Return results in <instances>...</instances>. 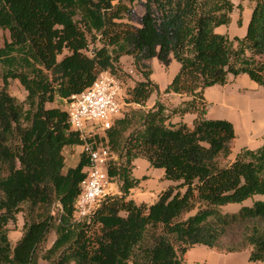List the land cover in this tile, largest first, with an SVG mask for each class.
I'll use <instances>...</instances> for the list:
<instances>
[{
    "label": "trees",
    "instance_id": "trees-1",
    "mask_svg": "<svg viewBox=\"0 0 264 264\" xmlns=\"http://www.w3.org/2000/svg\"><path fill=\"white\" fill-rule=\"evenodd\" d=\"M251 1L245 35L229 39L215 28L229 24L231 0H0V29L7 32L0 45V264H38L51 231L48 264H183L196 244L251 247L249 260H264V199L232 213L219 209L264 195V136L258 148L220 162L235 131L227 120L205 117L203 97L229 75L244 73L264 86V0ZM126 2H141L139 26L124 20ZM169 54L180 66L163 92L188 99L171 109L159 101L144 109L160 90L142 60L156 55L166 64ZM123 55L142 78L126 87L127 102L139 108L123 111L103 136L117 153L106 168L120 193L106 195L76 221L74 201L89 161L81 152L74 167H65L64 147L83 139L59 105L101 70L120 77ZM14 79L26 91L21 101L9 92ZM185 113L195 114L192 127L168 121ZM137 157L174 182L151 204L128 197L139 183L132 175ZM20 212L23 234L11 246L8 224ZM224 236L228 247L221 246Z\"/></svg>",
    "mask_w": 264,
    "mask_h": 264
},
{
    "label": "crops",
    "instance_id": "crops-1",
    "mask_svg": "<svg viewBox=\"0 0 264 264\" xmlns=\"http://www.w3.org/2000/svg\"><path fill=\"white\" fill-rule=\"evenodd\" d=\"M231 1L234 4V8L230 13L229 24L219 25L215 28V31L219 34H225L229 39L234 37L242 38L246 33L254 2L251 0ZM239 4L241 5L240 9L237 7ZM143 12L144 8L142 6L140 17ZM239 19L240 23L238 22ZM139 25L140 21L137 23V26ZM128 57L132 59L131 56ZM121 60L122 57L120 62ZM142 63L150 69V79L158 85L160 90L159 94L153 93L148 98L145 108H151L156 101H159L165 104L168 109H171L180 105L183 100L188 99L186 95L163 92L180 66L171 54H169V60L166 64L156 55L143 59ZM203 97L207 102L205 117L208 119L227 120L232 123L235 131V137L231 143V152L223 162L232 161L242 148L256 149L262 144L264 136V86L258 85L244 73L236 76L229 75V80L225 84H215L206 87L203 90ZM63 103L65 104V100H63ZM135 106L139 107L138 104H135ZM194 118L195 114L193 113H185L184 115L172 114L168 121L173 125L182 122L188 127H192ZM81 152V145L64 147L62 153L65 167H74L80 159ZM132 175L139 180V183L130 189L128 197L136 204H151L155 202L163 190L174 184L173 181L165 178L163 168L150 166L149 162L142 157H137L133 160ZM114 183H110L111 194H119L118 184ZM256 199L263 198L254 195L241 203L221 205L219 209L222 213L236 212L242 205H251ZM194 212L195 210L186 213L185 218ZM23 223V215L20 212L16 216V221L8 224L7 235L11 246H14L21 238ZM55 237L53 231L47 234V242L41 245L38 250V264L49 263V259L43 257V255L51 246ZM250 250L251 247H245L241 250L225 251L224 249L196 244L185 251L183 264H264V260H249ZM52 258L53 256L51 255Z\"/></svg>",
    "mask_w": 264,
    "mask_h": 264
},
{
    "label": "built area",
    "instance_id": "built-area-1",
    "mask_svg": "<svg viewBox=\"0 0 264 264\" xmlns=\"http://www.w3.org/2000/svg\"><path fill=\"white\" fill-rule=\"evenodd\" d=\"M126 97L121 77L104 69L89 86L65 100L69 128L83 139L82 152L89 161L74 201L73 217L76 221L88 218L100 201L110 194L111 181L106 167L109 162L117 160V153L103 136L129 103Z\"/></svg>",
    "mask_w": 264,
    "mask_h": 264
},
{
    "label": "rangeland",
    "instance_id": "rangeland-1",
    "mask_svg": "<svg viewBox=\"0 0 264 264\" xmlns=\"http://www.w3.org/2000/svg\"><path fill=\"white\" fill-rule=\"evenodd\" d=\"M127 4L129 6L130 10L125 14L124 20L128 21L134 25H137V23L140 21V9L142 7L141 2H133L131 4H129V3H127ZM6 36H7V32L2 31L0 29V45L2 44L3 39ZM130 59L131 58L128 57L127 55H123L122 60H121L119 66L117 68V73L120 75L122 81L125 84V87H127L128 90L131 89V87H133V85L135 84L136 81H138L139 78H141L140 71L134 67L132 62H130L132 59L131 60ZM9 92L11 95L15 96L20 101L23 100L25 98V95H26V91L24 90L22 85L16 79L10 80ZM54 105L57 106V103L55 102V103H48L47 104V106H54ZM59 106L61 108L65 107L63 101ZM134 106H135L134 103L129 102L123 110L124 113L129 112L131 109L139 108L138 106H135V107ZM145 107H146V104L142 108L147 109ZM63 157H64V155H63ZM220 162H223V160L220 159ZM112 182L114 183V181H112ZM111 192H112V190L110 189L109 193L111 194ZM258 197H261L264 199V195H258ZM185 216H186V214H183L182 218ZM46 242H47V236L44 238L41 245L45 244ZM229 244H230V236L222 237L221 246L222 247H228ZM41 245H40V247H41Z\"/></svg>",
    "mask_w": 264,
    "mask_h": 264
}]
</instances>
